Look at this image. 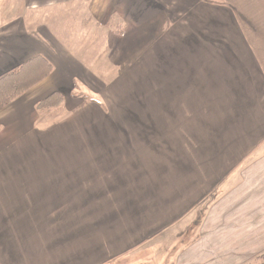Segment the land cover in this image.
I'll return each instance as SVG.
<instances>
[{"label":"crops","instance_id":"crops-1","mask_svg":"<svg viewBox=\"0 0 264 264\" xmlns=\"http://www.w3.org/2000/svg\"><path fill=\"white\" fill-rule=\"evenodd\" d=\"M30 1L0 75L53 70L0 110V264H264V0Z\"/></svg>","mask_w":264,"mask_h":264},{"label":"trees","instance_id":"trees-1","mask_svg":"<svg viewBox=\"0 0 264 264\" xmlns=\"http://www.w3.org/2000/svg\"><path fill=\"white\" fill-rule=\"evenodd\" d=\"M53 70L52 65L37 57L0 75V110L35 88ZM65 98L53 93L37 104L39 112L54 113L63 110ZM264 256L259 257V260Z\"/></svg>","mask_w":264,"mask_h":264},{"label":"rangeland","instance_id":"rangeland-1","mask_svg":"<svg viewBox=\"0 0 264 264\" xmlns=\"http://www.w3.org/2000/svg\"><path fill=\"white\" fill-rule=\"evenodd\" d=\"M71 1H73V0H66V2L68 3V2H71ZM78 1V0H77ZM80 1V0H79ZM93 2V0H87V3H89V4H94V2ZM31 2V16L33 15V14H35V15H37V9H38V7L36 8V6H35V4H33L32 2H36V0H31L30 1ZM85 2V1H84ZM79 3V2H78ZM81 4H83V3H81ZM86 6H87V4L85 3V6H83L82 5V7L83 8H85L84 10H83V13L84 14H86L87 13V11H88V6H87V9H86ZM56 7V6H55ZM57 9H55V10H53V8H51L50 9V6H46V9L44 10V17L42 16V14L40 13V20H43L44 18H45V20L47 21V26L49 27V28H53L54 26H57V25H61V29H64V28H66L67 30L66 31H68V29L70 30V29H72V27H73V25H75V26H78V25H81L82 23L81 22H79L78 21V16H73V5L71 6V5H64V6H62V7H56ZM35 9V10H34ZM98 11L100 12L101 10H99V8H98ZM102 12V11H101ZM34 17H36V16H34ZM34 17H32L30 20V23H29V25H30V28H29V30H31V31H34V30H36V26H37V24L38 23H36V18H34ZM84 18V17H83ZM82 18V19H83ZM73 20H75V21H78V22H75V23H73ZM45 21V22H46ZM85 24L87 25V24H90V22L89 21H86L85 22ZM33 26V27H32ZM52 31H53V29H52ZM66 31L64 32V33H66ZM63 37H64V35H63ZM66 39H64V41H65ZM34 88L32 89V90H30V91H28L26 94H28V93H33L34 92ZM25 94V95H26ZM40 113H46V112H40ZM60 113H62L61 111H59V112H54V113H46V114H55L56 116V119H57V117L60 115ZM62 116V115H61ZM54 120H55V118H53ZM161 255H162V252L161 253H158V259H156V261H155V264H157L160 260H161ZM150 257V256H149ZM128 260H130V261H128V264H136L135 262H134V260H136V259H128ZM139 261H137V263H138ZM140 264V263H139Z\"/></svg>","mask_w":264,"mask_h":264}]
</instances>
